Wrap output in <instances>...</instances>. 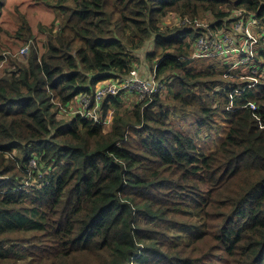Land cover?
Wrapping results in <instances>:
<instances>
[{"label":"trees","instance_id":"1","mask_svg":"<svg viewBox=\"0 0 264 264\" xmlns=\"http://www.w3.org/2000/svg\"><path fill=\"white\" fill-rule=\"evenodd\" d=\"M47 3L43 51L21 15L28 53L0 76V264H264V38L256 81L192 56L199 35L234 29L237 10L264 26V0ZM170 13L185 25H164ZM147 41L167 96L124 113L128 89L96 101ZM82 96L96 118L79 112Z\"/></svg>","mask_w":264,"mask_h":264},{"label":"built area","instance_id":"2","mask_svg":"<svg viewBox=\"0 0 264 264\" xmlns=\"http://www.w3.org/2000/svg\"><path fill=\"white\" fill-rule=\"evenodd\" d=\"M235 23L233 30L219 29L215 34L199 35L193 43V57L215 58L227 65L229 71L243 69L244 78L256 81L257 68L251 65L253 62V47L258 45L259 39L264 38V26L258 27V19L247 15L243 10L235 12ZM28 47L20 49V55L25 57ZM250 72V74H248ZM253 85L250 84L249 86ZM164 84L155 78V72L151 75L141 76L135 68H132L126 76H119L115 80L102 81L97 85L96 101L103 96L114 95L118 91L128 89L134 91L141 100L158 94ZM81 108L79 112L83 115L96 118V106L91 108L90 98L82 96L79 99ZM250 107L255 110L254 103Z\"/></svg>","mask_w":264,"mask_h":264},{"label":"rangeland","instance_id":"3","mask_svg":"<svg viewBox=\"0 0 264 264\" xmlns=\"http://www.w3.org/2000/svg\"><path fill=\"white\" fill-rule=\"evenodd\" d=\"M57 0H50V3L52 5V2L54 3ZM233 1V0H230ZM21 15H24L25 20L27 21L30 30L32 31L34 37L33 41L35 43V46L39 52L43 51V40H45L46 32H48V29L54 20V14L52 11L51 6L47 3V0H6L5 4L3 3V10H2V17L0 20V47H6L4 48L6 52L5 57L7 56V59L5 61L0 62V76L4 74L3 69L5 66L7 67L8 61L10 59H23V57L20 55V49L24 47V41L23 38L19 37L16 34V31L18 29V22L19 17ZM202 19H199V25L203 22H207V17L209 15L202 14ZM204 19V20H203ZM184 19H180L176 14L170 13L167 15L166 18H164V25L167 26H173V25H185ZM58 24L56 22L54 28H57ZM30 44V42H29ZM28 47V46H27ZM153 49V45L151 41L145 42V44L142 46V48L138 50L132 51L135 56V61L133 63V68H135L139 75L141 76H148L151 75L152 72L150 69H148V66L145 65L146 61L144 60V55L149 51ZM28 53V50L26 54ZM3 55V52H2ZM221 67L219 70L226 71L227 68H223L225 64L221 63ZM145 65V66H144ZM226 75V74H225ZM239 78H244L243 75H239ZM163 83V82H162ZM101 82L99 83V85ZM164 84V83H163ZM161 99H164L167 96L166 87L165 85L160 90V92L157 94ZM141 100L137 97L136 93L134 91H131V94L129 96H126L123 99V105L121 106L120 110L122 113L124 112H130L134 109L133 105L135 102H138ZM70 111V110H69ZM111 113H113L112 109L108 111V117L105 122V129L108 130L111 125ZM219 133H222V130L219 131ZM215 136V135H214ZM216 140L218 139L217 136ZM214 137V139H215ZM203 149L205 151L212 150L214 148V142L208 138L205 143L202 145ZM201 186L205 188V184L201 183Z\"/></svg>","mask_w":264,"mask_h":264}]
</instances>
